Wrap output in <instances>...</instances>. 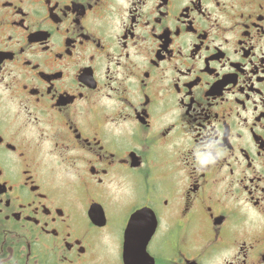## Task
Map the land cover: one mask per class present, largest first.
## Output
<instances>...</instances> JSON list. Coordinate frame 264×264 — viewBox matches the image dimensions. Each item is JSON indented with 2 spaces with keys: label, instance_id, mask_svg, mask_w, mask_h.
I'll return each mask as SVG.
<instances>
[{
  "label": "flooded vegetation",
  "instance_id": "obj_1",
  "mask_svg": "<svg viewBox=\"0 0 264 264\" xmlns=\"http://www.w3.org/2000/svg\"><path fill=\"white\" fill-rule=\"evenodd\" d=\"M264 264V0H0V264Z\"/></svg>",
  "mask_w": 264,
  "mask_h": 264
},
{
  "label": "water",
  "instance_id": "obj_2",
  "mask_svg": "<svg viewBox=\"0 0 264 264\" xmlns=\"http://www.w3.org/2000/svg\"><path fill=\"white\" fill-rule=\"evenodd\" d=\"M127 264H129V263L127 262Z\"/></svg>",
  "mask_w": 264,
  "mask_h": 264
}]
</instances>
